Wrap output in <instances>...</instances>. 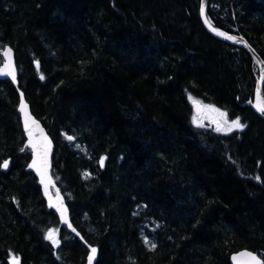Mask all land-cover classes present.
Segmentation results:
<instances>
[{
	"label": "trees",
	"instance_id": "trees-1",
	"mask_svg": "<svg viewBox=\"0 0 264 264\" xmlns=\"http://www.w3.org/2000/svg\"><path fill=\"white\" fill-rule=\"evenodd\" d=\"M201 4L0 0V65L9 44L96 264H231L240 249L264 260V117L244 105L260 71L245 46L207 30ZM207 14L264 59V0H209ZM19 88L0 79V163L11 158L0 168V264H86L87 245L27 170ZM194 100L246 127L196 125ZM52 228L59 245L45 239Z\"/></svg>",
	"mask_w": 264,
	"mask_h": 264
},
{
	"label": "water",
	"instance_id": "water-1",
	"mask_svg": "<svg viewBox=\"0 0 264 264\" xmlns=\"http://www.w3.org/2000/svg\"><path fill=\"white\" fill-rule=\"evenodd\" d=\"M209 0H202V4L201 7H203L204 9V14H201L203 23L205 25V27L207 28V30L213 34L215 37L224 40L228 43L234 44V45H242L245 46L248 50H250V52L252 53V55L255 58V61L258 64V68L260 71V75H259V79L256 83V87H255V93H254V97L252 100H248L244 103V105H249L251 107H253V109L260 114L261 116L264 117V114H261V112H259L257 110V108L255 107V105L264 100V95H263V88H264V59L262 58V56L257 52V50L248 42V40L242 35V34H237V33H231L228 31H225L221 28L216 27L212 21L210 20L208 14H207V5H208ZM207 21V22H206ZM213 29L218 30L219 32H223L226 33L227 35H230L232 37H234V39H226L223 36H220L216 33V31H213ZM6 49H11V53L10 56H5L4 52ZM2 55L4 58L3 63L0 65V70L3 71L4 74H0V79H10L14 85L16 87L19 88V79H18V67H17V61H16V54H15V50L14 48L7 44L3 47L2 49ZM11 63V71L15 72V76L16 79L13 80L11 75H8L7 73L10 71L9 68L6 67L7 64ZM259 90V93H258ZM21 94H23V99L25 104L27 105V113L35 119V121L38 122L39 127L36 126H32V136H31V140L32 142L37 146V149H39V146L45 143V138L48 142V156H47V168L44 170L45 171V183H41V176L40 174L37 172V170L35 168H30L29 164H31L33 162L34 159V153H33V149L31 146H28V148L31 150V159L30 162L27 166V170L33 172L35 174V176L38 179V183L41 187L42 193L44 198L46 199L47 205L52 208L59 216V220L60 223L62 225L67 226V228L73 232L74 235H76L78 238H80L88 247V255H87V263L89 264V255L91 254V248H96V254L94 256V258L92 259L91 264H96L98 257H99V247L96 245H91L89 244L86 239L84 238V236L82 235V233L78 230V228L74 225L72 219H71V214H70V209L66 200L65 195L63 194V192L61 191L60 187L58 186L56 179L53 176L52 173V169H53V155H54V151H55V142L53 137L51 136V134L49 133L48 129L46 128V126L43 124V122L34 114V112L32 111V107L30 102L26 99L25 93L23 92L22 89L19 88V105H18V111L20 114V118H21V123H22V127L25 133V146L29 144V135L28 133L25 131V123H24V113L20 111V106H21ZM195 109L198 112L202 111V106L200 104H196L195 105ZM37 159H39L38 157H36ZM9 161V166L8 168L4 169L2 168L4 171H9L10 166H11V158L7 159ZM45 184H47V190L45 188ZM70 225V226H69ZM253 253L254 255L257 256V258L261 261V264H264V260L254 251L250 250V249H240L234 253L231 254V264H252V261L245 255H242L243 253ZM233 257H235V259H233ZM12 264V262H11ZM19 264H22V260L19 259Z\"/></svg>",
	"mask_w": 264,
	"mask_h": 264
},
{
	"label": "snow or ice",
	"instance_id": "snow-or-ice-1",
	"mask_svg": "<svg viewBox=\"0 0 264 264\" xmlns=\"http://www.w3.org/2000/svg\"><path fill=\"white\" fill-rule=\"evenodd\" d=\"M201 14H204V9L203 7H201ZM207 22V21H206ZM213 31H216V33L220 36L225 37L226 39H234V37L227 35L226 33L223 32H219L218 30L213 29ZM11 53V49H6L4 52L5 56H10ZM7 68L10 69V71L7 73L8 75H11L12 79L15 80L16 76H15V72L11 71V63L6 65ZM0 74H4L2 70H0ZM43 79V77H41ZM259 93V90H258ZM189 99H192L191 96H189ZM211 107V106H209ZM255 107L257 108V110L259 112H261V114H264V100L258 102ZM27 109V105L24 102L23 99V94H21V106H20V111L23 112L24 115V123H25V131L28 133L29 135V144L26 145V147L31 146L33 149V153H34V159L33 162L31 164H29L30 168H35L37 170V172L40 174L41 176V183H45V169L47 168V156H48V142L45 138V143L39 146V149H37V146L32 142L31 140V136H32V126H36L39 127L38 122L35 121L34 118H32L26 111ZM213 110H216L213 108ZM222 116H224V113H221ZM225 124L227 125V131L231 132L234 129H238V130H243L246 125L244 123L241 122L240 118L237 117L233 120H231L230 122L225 121ZM217 130H220V128L218 127ZM68 140H73L74 137L73 136H67ZM21 151H24V149L22 148ZM36 157H38L39 159H37ZM104 160L105 158L102 157L99 161V163L101 164V166H103L104 164ZM9 166V161L8 160H4L2 163H0V168H8ZM259 179V177L257 178ZM45 188L47 190V184H45ZM70 226V225H69ZM56 235V230L53 229H49L46 232L45 235V239L49 240L52 242L53 245H59L60 241L58 239L55 238ZM153 248H155V245H152ZM97 249L96 248H91V254L89 255V264H91L92 259L94 258L95 254H96ZM242 255L247 256L251 261L252 264H261V261L257 258L256 255H254L253 253H243ZM233 259H235V257H233ZM12 264H19V257H13L12 260Z\"/></svg>",
	"mask_w": 264,
	"mask_h": 264
},
{
	"label": "rangeland",
	"instance_id": "rangeland-1",
	"mask_svg": "<svg viewBox=\"0 0 264 264\" xmlns=\"http://www.w3.org/2000/svg\"><path fill=\"white\" fill-rule=\"evenodd\" d=\"M194 103H200L203 107V111H201V112L195 111L194 112L193 121L196 125L213 127L216 130L219 127L220 130H218V131H221L224 133H230L227 131V125L225 124V121L230 122L231 120H233L235 118H230L226 112L218 110L215 107H213L212 105L204 103L200 100H194ZM209 106H211V107H209ZM213 108L216 110H213ZM221 113H224L225 115L222 116ZM241 122L244 123L242 120H241ZM234 130H238V129H234ZM52 229L56 230L54 228H52ZM56 236H57V230H56L55 238H56Z\"/></svg>",
	"mask_w": 264,
	"mask_h": 264
}]
</instances>
